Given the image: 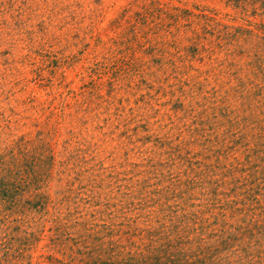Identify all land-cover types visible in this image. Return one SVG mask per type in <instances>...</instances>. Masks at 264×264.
I'll return each mask as SVG.
<instances>
[{
    "label": "rangeland",
    "instance_id": "1",
    "mask_svg": "<svg viewBox=\"0 0 264 264\" xmlns=\"http://www.w3.org/2000/svg\"><path fill=\"white\" fill-rule=\"evenodd\" d=\"M0 264H264V11L0 0Z\"/></svg>",
    "mask_w": 264,
    "mask_h": 264
},
{
    "label": "trees",
    "instance_id": "2",
    "mask_svg": "<svg viewBox=\"0 0 264 264\" xmlns=\"http://www.w3.org/2000/svg\"><path fill=\"white\" fill-rule=\"evenodd\" d=\"M237 1H242V0H237ZM251 1H253L254 3H259L264 11V0H251Z\"/></svg>",
    "mask_w": 264,
    "mask_h": 264
}]
</instances>
